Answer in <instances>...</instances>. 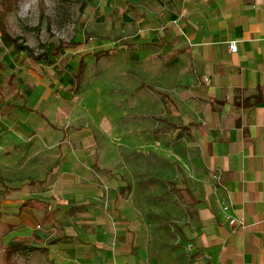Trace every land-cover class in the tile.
<instances>
[{"label":"crops","instance_id":"obj_1","mask_svg":"<svg viewBox=\"0 0 264 264\" xmlns=\"http://www.w3.org/2000/svg\"><path fill=\"white\" fill-rule=\"evenodd\" d=\"M117 2L118 36L106 41L129 50L117 60V96L68 91L62 75L48 86L10 73L0 99L3 237L50 248L55 264H138L129 164L109 150L120 124L123 148L166 144L181 157L184 264H264V0ZM223 204L244 229L228 225Z\"/></svg>","mask_w":264,"mask_h":264},{"label":"rangeland","instance_id":"obj_2","mask_svg":"<svg viewBox=\"0 0 264 264\" xmlns=\"http://www.w3.org/2000/svg\"><path fill=\"white\" fill-rule=\"evenodd\" d=\"M118 6L117 0L12 2L11 10L5 17L6 29L18 44L28 49L18 53L0 35V99L10 91V73L15 76V82H24L17 78L20 71L46 76L48 86L53 84L55 77L62 75L63 87H68V91L78 93L86 92V89L94 90L95 100L98 98L97 93L102 96L111 91V94L117 96L120 89L117 60L124 59L129 50H121L116 44L109 45L106 39L113 40L118 36L109 23L117 21V14H113L117 12ZM113 7L114 13L110 11ZM59 42H77L79 46L63 48L59 54L54 55V47ZM103 47L106 48V54L99 60L95 59L93 53L85 56L83 78L76 85L74 73L81 55ZM29 52L33 58L27 59ZM44 53H47V58L35 60V56ZM69 76L73 77V81ZM119 125L114 126L110 132V140L114 146L109 150L110 155L123 154L129 164L126 168L127 191L142 227V240L135 250L137 253L138 250L143 251L138 264L141 261L142 264H184L183 258L187 251L184 229L189 210L185 187L187 180L181 157H169L166 154V144L156 148L135 145L123 148L125 137L120 132ZM162 132L160 137L163 139L166 132ZM146 133L149 138L150 132ZM119 162L112 161L109 167L119 168V165L122 166ZM9 230L10 228L0 227V264H6L3 249L10 237H3V234ZM49 250L44 246L32 247L29 243L27 246L23 243L13 261L17 264H55L54 252L51 251L49 258L46 256ZM69 261L71 264H84L79 259Z\"/></svg>","mask_w":264,"mask_h":264},{"label":"trees","instance_id":"obj_3","mask_svg":"<svg viewBox=\"0 0 264 264\" xmlns=\"http://www.w3.org/2000/svg\"><path fill=\"white\" fill-rule=\"evenodd\" d=\"M18 0H0V35L3 40L7 41L10 43L14 50L18 53H21L23 51H26L25 49H28L21 44L17 43L16 38L12 37L5 26V17L6 13L11 10L12 7V2H15ZM79 43L75 42H70V43H65V42H59L57 46L54 47L53 54L57 55L60 53L61 49L63 48H75L78 47ZM106 51L103 50L102 48H98L96 51L92 52H87L86 54L81 55V57L78 60L77 66H76V71L74 73V81L77 83L76 85H79L81 83V80L83 78L86 62H85V56L89 53H93L94 57L96 60H99L105 53ZM27 59L28 58H33L32 53L29 52L27 54ZM41 58H47V53L35 56V60H39ZM10 80V78H9ZM23 247V244L17 240V239H10L6 247L3 249V258L6 264H17L16 262L13 261V257L15 253H17L21 248Z\"/></svg>","mask_w":264,"mask_h":264},{"label":"built area","instance_id":"obj_4","mask_svg":"<svg viewBox=\"0 0 264 264\" xmlns=\"http://www.w3.org/2000/svg\"><path fill=\"white\" fill-rule=\"evenodd\" d=\"M237 50V43L231 42L230 51L235 52ZM221 211L228 222V225L233 229H244L246 227V223L243 217L237 216L234 214V210L231 204H223L221 206ZM188 248V247H187ZM192 264H198L196 262Z\"/></svg>","mask_w":264,"mask_h":264}]
</instances>
